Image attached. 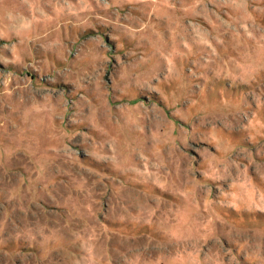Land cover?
I'll use <instances>...</instances> for the list:
<instances>
[{
	"label": "clouds",
	"instance_id": "obj_1",
	"mask_svg": "<svg viewBox=\"0 0 264 264\" xmlns=\"http://www.w3.org/2000/svg\"><path fill=\"white\" fill-rule=\"evenodd\" d=\"M11 177L0 264H264V0H0Z\"/></svg>",
	"mask_w": 264,
	"mask_h": 264
},
{
	"label": "rangeland",
	"instance_id": "obj_2",
	"mask_svg": "<svg viewBox=\"0 0 264 264\" xmlns=\"http://www.w3.org/2000/svg\"><path fill=\"white\" fill-rule=\"evenodd\" d=\"M55 168L53 167L50 169V173H54ZM60 178H58L59 181ZM7 184L8 187H11L12 185H18V190L21 194H23L27 188V185L23 182V178H4L0 179V223L4 224L5 232H7L9 226H11L13 223L19 224L25 217L26 213L22 207H17L18 201L15 199L9 201L7 199V195L4 193L6 192L5 185ZM64 191L63 185L57 184L56 188L52 190L53 196H57L59 192ZM11 195L15 196V192L10 193ZM45 199H50L49 197L45 196ZM48 205L45 204V208H47ZM15 209V210H13ZM33 211H36L35 208H33ZM62 211V210H61ZM30 216V213H28ZM102 223V222H101ZM103 227H107V225H103ZM45 256L47 257V264H65L64 255L61 250L57 248H52L45 252Z\"/></svg>",
	"mask_w": 264,
	"mask_h": 264
}]
</instances>
